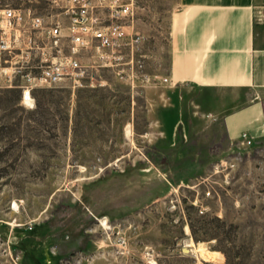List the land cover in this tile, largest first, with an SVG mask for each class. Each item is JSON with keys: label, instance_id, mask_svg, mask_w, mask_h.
<instances>
[{"label": "rangeland", "instance_id": "obj_1", "mask_svg": "<svg viewBox=\"0 0 264 264\" xmlns=\"http://www.w3.org/2000/svg\"><path fill=\"white\" fill-rule=\"evenodd\" d=\"M0 2L31 5L68 33L49 0ZM175 6L134 0L144 73L168 72ZM33 35L38 74L46 40ZM97 57L83 51L78 82L35 85L27 103L21 75L0 71V264H264V138L241 144L222 120L257 92L180 87L153 120L148 98L167 83L131 86ZM224 159L233 166L215 171Z\"/></svg>", "mask_w": 264, "mask_h": 264}, {"label": "built area", "instance_id": "obj_2", "mask_svg": "<svg viewBox=\"0 0 264 264\" xmlns=\"http://www.w3.org/2000/svg\"><path fill=\"white\" fill-rule=\"evenodd\" d=\"M49 1L68 17V33H63L59 19H52L48 24L31 5L11 6L0 2V71L8 72L10 77L21 75L23 102L32 101L31 89L35 85H53L65 78L78 82L85 72L79 55L86 50L95 51L98 65L113 67L131 86L138 77L151 85L170 83L167 76L144 73L142 61L135 58L142 36L129 30L134 21V0ZM253 17L255 22L264 23V2L253 6ZM36 30H40L46 40L41 54L45 55L43 60L47 63L40 66L38 74H32V49L38 48L34 45L33 31ZM2 53L10 54L9 60L3 58ZM6 62L9 64L5 65ZM239 139L241 144L251 143L246 133ZM228 166L233 165L226 159L221 160L215 171ZM205 195H210L209 189ZM106 222L104 219L102 225Z\"/></svg>", "mask_w": 264, "mask_h": 264}, {"label": "crops", "instance_id": "obj_3", "mask_svg": "<svg viewBox=\"0 0 264 264\" xmlns=\"http://www.w3.org/2000/svg\"><path fill=\"white\" fill-rule=\"evenodd\" d=\"M264 0H176L169 35L168 91L150 95V118L175 104L170 93L180 87L216 90L247 88L257 95L223 115L226 135L264 138V26L253 6Z\"/></svg>", "mask_w": 264, "mask_h": 264}, {"label": "bare ground", "instance_id": "obj_4", "mask_svg": "<svg viewBox=\"0 0 264 264\" xmlns=\"http://www.w3.org/2000/svg\"><path fill=\"white\" fill-rule=\"evenodd\" d=\"M199 254L203 257H206V258H211L215 260H219L220 259V256L219 254H217L215 251H210V250H207L205 247H203L202 245H199L198 248H197Z\"/></svg>", "mask_w": 264, "mask_h": 264}]
</instances>
